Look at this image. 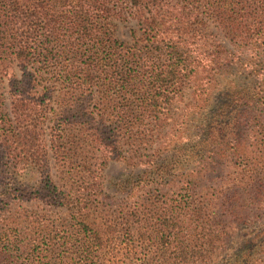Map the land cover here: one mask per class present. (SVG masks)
Listing matches in <instances>:
<instances>
[{
  "label": "trees",
  "instance_id": "trees-1",
  "mask_svg": "<svg viewBox=\"0 0 264 264\" xmlns=\"http://www.w3.org/2000/svg\"><path fill=\"white\" fill-rule=\"evenodd\" d=\"M2 65L0 264H264V0H0Z\"/></svg>",
  "mask_w": 264,
  "mask_h": 264
},
{
  "label": "rangeland",
  "instance_id": "rangeland-1",
  "mask_svg": "<svg viewBox=\"0 0 264 264\" xmlns=\"http://www.w3.org/2000/svg\"><path fill=\"white\" fill-rule=\"evenodd\" d=\"M132 28H136L135 21L133 19H128L124 21H118L116 26V36L122 40H129L130 39V32ZM232 47V46H230ZM5 66L0 67V92L1 98L3 100V106L7 107L10 102V95H9V80L7 75L4 73ZM40 146L37 141V145L33 146L37 148ZM20 154L15 156L16 158L19 157ZM50 173L54 179H56V170L53 167V161L50 160ZM130 170H133L125 163L120 160H109L104 168V179L106 183L107 193L112 195L113 197H118L122 192L115 191L116 185L125 177L126 174L129 173ZM40 173L33 165L27 167L25 171L22 172L19 178V184H23L22 188H26V186H33V184L37 183L40 178ZM16 184L15 186H18ZM5 185V180H0V191L2 190L1 186ZM43 206H40L42 208Z\"/></svg>",
  "mask_w": 264,
  "mask_h": 264
}]
</instances>
